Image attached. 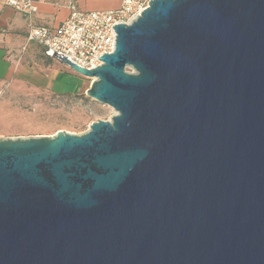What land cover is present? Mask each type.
Returning a JSON list of instances; mask_svg holds the SVG:
<instances>
[{"label":"water","instance_id":"95a60500","mask_svg":"<svg viewBox=\"0 0 264 264\" xmlns=\"http://www.w3.org/2000/svg\"><path fill=\"white\" fill-rule=\"evenodd\" d=\"M148 2L52 53L110 120L0 138V264H264V0Z\"/></svg>","mask_w":264,"mask_h":264},{"label":"rangeland","instance_id":"374dc122","mask_svg":"<svg viewBox=\"0 0 264 264\" xmlns=\"http://www.w3.org/2000/svg\"><path fill=\"white\" fill-rule=\"evenodd\" d=\"M79 76L76 88L51 78L0 97V138L53 135L59 130L81 134L97 119L110 120L115 110L86 93L93 78Z\"/></svg>","mask_w":264,"mask_h":264},{"label":"crops","instance_id":"0c3cea01","mask_svg":"<svg viewBox=\"0 0 264 264\" xmlns=\"http://www.w3.org/2000/svg\"><path fill=\"white\" fill-rule=\"evenodd\" d=\"M66 1H37L36 11L27 16L0 0V97L18 87L50 81L51 78L66 81L72 88L80 85L79 73L56 57L46 55L42 45L26 40L30 22L57 27L69 14ZM118 4L119 0H78L81 9L111 8ZM54 58L59 63L53 62Z\"/></svg>","mask_w":264,"mask_h":264},{"label":"built area","instance_id":"2783aa9c","mask_svg":"<svg viewBox=\"0 0 264 264\" xmlns=\"http://www.w3.org/2000/svg\"><path fill=\"white\" fill-rule=\"evenodd\" d=\"M40 0H4L5 4L29 16ZM150 0H119L116 7L81 9L78 0H67L68 16L55 28L29 23L26 40L44 47L48 56L64 55L78 66L90 69L102 63L97 57L115 49L117 33L114 24L131 23ZM55 57V56H54Z\"/></svg>","mask_w":264,"mask_h":264}]
</instances>
